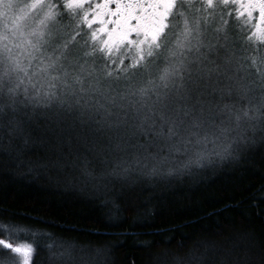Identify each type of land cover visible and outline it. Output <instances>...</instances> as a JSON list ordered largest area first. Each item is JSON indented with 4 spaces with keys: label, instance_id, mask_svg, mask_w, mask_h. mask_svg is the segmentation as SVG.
<instances>
[{
    "label": "snow or ice",
    "instance_id": "obj_1",
    "mask_svg": "<svg viewBox=\"0 0 264 264\" xmlns=\"http://www.w3.org/2000/svg\"><path fill=\"white\" fill-rule=\"evenodd\" d=\"M0 8V117L45 109L53 135L71 122L86 151L131 154V164L115 162L113 178L133 165L172 176L227 160L264 123V92L250 95L255 82H245L235 51H264V0H0ZM251 65L264 89V58ZM35 235L0 222V264H33Z\"/></svg>",
    "mask_w": 264,
    "mask_h": 264
},
{
    "label": "trees",
    "instance_id": "obj_2",
    "mask_svg": "<svg viewBox=\"0 0 264 264\" xmlns=\"http://www.w3.org/2000/svg\"><path fill=\"white\" fill-rule=\"evenodd\" d=\"M47 120L31 108L0 117V218L64 244L53 264H264V123L227 160L172 176L133 165L117 179L123 153L92 154L79 128L53 135Z\"/></svg>",
    "mask_w": 264,
    "mask_h": 264
},
{
    "label": "bare ground",
    "instance_id": "obj_3",
    "mask_svg": "<svg viewBox=\"0 0 264 264\" xmlns=\"http://www.w3.org/2000/svg\"><path fill=\"white\" fill-rule=\"evenodd\" d=\"M240 71H241V74H243L245 76V82L249 83L251 81H254V77H253L252 73H250L251 75H249V73L246 72L247 70L243 69V68H241ZM262 92H264V89L259 88L257 93L255 92V96L260 98ZM259 123L260 122H258V124ZM90 153L93 154L95 152H90ZM81 175L83 177L86 176L84 170H81ZM80 183H81V190L86 192L88 195L94 194V192L92 190V183L88 180V178L85 177L84 180L80 181ZM10 221H11V219H9V218L8 219H1L0 218V222H3L5 224L19 225V224L10 222ZM20 226H23L26 229H30L32 232H35L36 238L34 237V239L39 240L38 250H36L35 264H41L42 260H44V263L53 264V261H56V259H58L60 257L61 252H63L64 248H65L64 244H62V248H61L60 245L57 244L56 241H54L50 236L44 234L43 232H41L35 228H32L26 224H20ZM29 238H33V237H29ZM51 243H53L52 247L49 248L48 245H51Z\"/></svg>",
    "mask_w": 264,
    "mask_h": 264
},
{
    "label": "rangeland",
    "instance_id": "obj_4",
    "mask_svg": "<svg viewBox=\"0 0 264 264\" xmlns=\"http://www.w3.org/2000/svg\"><path fill=\"white\" fill-rule=\"evenodd\" d=\"M0 11H3V9L0 8ZM0 24H2V20H0ZM225 31L229 35L230 39H232V40H235L237 38V36L239 35L238 25L234 24L232 20H229V24H228L227 28L225 29ZM261 48L264 49V46H261ZM235 51H236V57L239 60V62L241 64L245 65V67H243V68L246 69V70H249L250 73H252V75L254 77V81H251L252 83L251 82H249V83L253 84V82L256 81L254 83V87H256V85L259 86L260 83H261V78L256 75L255 68H253L252 65H251V58L253 56H255L257 58L258 62H259V60L261 58H264V51H261L259 53H253L251 51L245 52L242 49H240L239 47H237L235 49ZM250 73H249V75H251ZM260 89H262V88L260 87ZM35 238H36V235H35ZM35 240H36V244H37L36 250H38L39 240L38 239H35ZM52 244L53 243H51V245ZM35 258H36V252H35V254L33 256L34 262H35ZM5 264H6V262H5Z\"/></svg>",
    "mask_w": 264,
    "mask_h": 264
}]
</instances>
